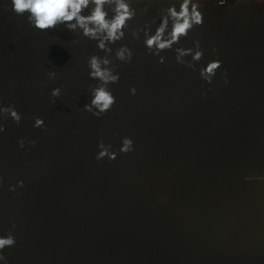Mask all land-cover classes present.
<instances>
[{
  "label": "water",
  "instance_id": "1",
  "mask_svg": "<svg viewBox=\"0 0 264 264\" xmlns=\"http://www.w3.org/2000/svg\"><path fill=\"white\" fill-rule=\"evenodd\" d=\"M160 6L131 25L158 24ZM202 10L203 26L175 46L201 42L196 71L174 50L159 63L143 33L111 45L116 104L98 118L84 110L99 83L86 58L105 55L98 42L63 25L36 29L0 0V99L23 117L0 121V235L17 241L7 264H264V0H205ZM124 44L131 64L115 60ZM216 59L208 84L199 69ZM124 137L134 151H120ZM101 140L115 160L96 159Z\"/></svg>",
  "mask_w": 264,
  "mask_h": 264
},
{
  "label": "clouds",
  "instance_id": "2",
  "mask_svg": "<svg viewBox=\"0 0 264 264\" xmlns=\"http://www.w3.org/2000/svg\"><path fill=\"white\" fill-rule=\"evenodd\" d=\"M205 0H11V10L17 15L23 16L26 13L30 26L41 31L58 29L65 26L73 32H82L84 37L89 40L97 41L98 48L105 55L101 57L98 54L90 55L86 58L90 79L99 81L96 85H90L91 93L90 103L84 106V110L91 112L96 117H102L111 111L116 104V97L110 90V85L119 83L120 74L117 71L118 65L111 58L113 48L111 45L122 41L130 33L133 40H139L143 33V43L147 48L149 55L159 57V63H165L167 58L162 56V52L174 50L176 53V62L185 65L196 71L197 63L204 56V49L199 40H194L195 47H175L184 39H187L192 31L197 27L203 26L205 22L202 6ZM218 6L224 7L229 4V0H215ZM144 3L143 9L134 7V4ZM160 4L156 8L157 17L146 21L140 26H132L131 21L136 20L139 13L147 12L153 5ZM88 14H84L85 12ZM153 25H156L155 32L152 31ZM78 43V41H74ZM213 54L218 52L212 50ZM134 51L127 44L115 49V60L121 63L131 64L134 58ZM191 56V60L185 59ZM223 62L219 59L210 61L206 67L199 69L201 78L208 84H212L217 71L221 69ZM58 73L51 71L48 73L50 79H55ZM224 82L227 84V72L224 73ZM132 95L137 94V89H130ZM62 94V88H54L51 92L52 102ZM206 95V93H204ZM11 117L19 124L23 117L15 105L3 106L0 99V121ZM34 127L47 129L43 118L36 117ZM6 126L0 122V133L5 132ZM25 139L19 140V146L25 147ZM27 143L35 145L36 141L31 140ZM101 149L96 156L97 160L109 158L115 160L117 152L112 151L111 144H105L101 140L98 144ZM135 150L134 141L130 137H124L122 141L121 152L129 153ZM248 180L254 177H246ZM3 177L0 176V187L3 186ZM19 187L24 186V181L18 182ZM17 185H12L9 191H15ZM17 225L13 223L12 228ZM16 237L13 231H9L6 236L0 235V261L7 264V256L4 249L14 247Z\"/></svg>",
  "mask_w": 264,
  "mask_h": 264
}]
</instances>
